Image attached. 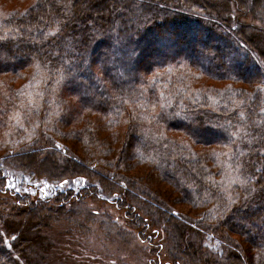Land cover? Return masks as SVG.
Here are the masks:
<instances>
[{"label":"trees","instance_id":"1","mask_svg":"<svg viewBox=\"0 0 264 264\" xmlns=\"http://www.w3.org/2000/svg\"><path fill=\"white\" fill-rule=\"evenodd\" d=\"M214 1L35 0L0 13V147L27 142L7 165L0 158V188L4 169L27 175L35 195L40 180L61 185L46 200L0 189L14 197L2 204L0 264L53 263L63 242L54 225L70 222V210L92 222L85 201L104 197L154 264H264V31L240 21L247 10L264 23V0ZM168 35L181 52H168ZM30 65L33 82L14 88ZM200 77L208 85L194 87ZM123 115L122 135L111 128ZM34 116L41 130L27 127ZM74 141L102 155L118 143L112 167L149 164L153 178L98 172L97 160L80 163Z\"/></svg>","mask_w":264,"mask_h":264},{"label":"rangeland","instance_id":"2","mask_svg":"<svg viewBox=\"0 0 264 264\" xmlns=\"http://www.w3.org/2000/svg\"><path fill=\"white\" fill-rule=\"evenodd\" d=\"M174 1H180V0H173ZM35 0H0V13L5 16L7 12H10L12 9H18L21 8H27L28 6H32L34 4ZM208 5L210 7L216 5V1L214 0H206ZM172 5H175V3H171ZM234 15L237 16L236 10L234 8ZM197 11H191L188 14L194 15ZM245 18L242 21L243 25L246 27H249L252 29V27L261 28L264 31V23L262 22V19L260 16L256 14H250L247 10H244ZM263 15H264V9H263ZM169 39L168 41V48L169 53H177L179 52V48H177V45L171 46V41L174 39L172 36L167 37ZM175 40V39H174ZM167 46V44H166ZM157 47H160V43H158ZM184 52V50H182ZM181 52V51H180ZM260 67V66H259ZM262 67V66H261ZM27 76H24L22 80L14 82L13 86L14 88L18 89L21 84L26 83L29 79L33 78L30 77V75L37 69L34 68L33 65H30L26 68ZM261 72V71H260ZM261 74H263L261 72ZM44 75V72H40L37 77ZM36 79V78H34ZM38 80V79H36ZM208 82H206L203 78H198L195 82H192V85L194 87H205ZM213 87H221V89L226 87V84L224 83H210ZM239 86V85H238ZM5 89L6 87L0 88V105L6 103L5 99ZM37 102L35 101L34 104ZM1 111V110H0ZM14 115V112L11 113L8 120L12 119ZM35 118L32 117L30 120V124L28 126H33L36 124V129L41 130V123L39 121H35ZM120 119V123L112 127L111 129L121 133L122 135L125 134L127 131V121H126V115H123ZM15 119V117H14ZM13 119V120H14ZM104 125L106 126V122ZM28 129V128H26ZM107 130H110L107 128ZM29 131V130H28ZM170 136H173L174 138H180V135H178V132L171 131ZM122 139H120L121 141ZM7 141V137L5 136V133L0 132V144L2 145L4 142ZM26 141H23L17 146L10 147L9 145H5L4 147H0V158H4V163L8 164V159L10 158L11 152L18 153V148L22 147V145L26 144ZM74 152L78 156V159L80 163L87 164L88 160H94L96 161L93 167L98 172H104V171H110L114 173H118L139 178L142 180V178H145V176H149V179L153 178V172L151 170V165L145 164V163H138L135 165L132 164V167L126 172L125 170H121V166H118V168L112 167L113 165L117 164L116 155L118 153V143L112 144L111 151L108 155H102L100 149L95 146H87L84 148L82 142H76L72 143ZM219 150V148H210V150ZM228 150L227 148H225ZM198 150H200L198 148ZM220 150H224V148H220ZM33 154H36L35 152H32ZM7 155V156H6ZM37 156H39L37 154ZM104 158L107 160L106 166L102 165L101 162H98L99 158ZM77 161V158H73ZM111 167L113 170H111ZM5 182L3 186H1L0 189L3 190V188H10L12 191H16L20 193L22 196L25 194L30 195V198H40V199H48L53 198L55 195L54 193L61 189V185H56L55 183L46 182L44 180L38 181L36 184V191L37 195L33 193L34 187L33 181H31L27 175H24L19 172H14L13 170H5ZM225 182V181H224ZM69 187H71L68 184ZM64 187H67V184L64 185ZM58 188V189H57ZM152 190H155V188H158L155 185H152L150 187ZM165 188V187H164ZM26 195V196H28ZM54 195V196H53ZM12 196H9L8 194L3 195L0 193V211L3 210V213L1 212L0 215H4L6 212L8 213L9 210H6L2 204L6 201L13 202ZM46 197V198H45ZM16 200V199H15ZM52 203V202H51ZM50 203V204H51ZM117 202L115 199L104 197V199L100 198H94L93 200H87L85 201V206L87 207L88 211L90 213H98L97 218H94L92 222H84L80 219L76 218L77 216H74L75 213L70 210L69 214L71 215V221L67 223H61L62 225H54L52 228V233H50V236L53 238L62 236V244L58 246L57 254L52 256L49 260L53 263L45 262L41 264H154L152 258L149 257V250L147 251V247H151L148 243L143 244V241L139 238L137 239L136 229L135 227H132L128 224V218L124 215L125 212L119 207H117ZM52 208H55V205H52ZM208 208V207H206ZM206 208L204 209L206 211ZM67 209L63 207V211H61L60 214H58L60 217L63 216L64 212H66ZM68 212V211H67ZM96 214V213H95ZM102 219V221L108 223L106 226L101 224V221L99 218ZM103 217H107L108 220H104ZM77 219V220H76ZM137 221H134V225H136ZM208 223V222H206ZM37 232H35L36 234ZM34 234V232H33ZM32 234V237H34ZM162 235V233H161ZM44 237V236H43ZM162 237V236H161ZM165 239V237H164ZM157 240H162L160 237ZM217 241L214 239H209L205 237L204 241V248L207 250H210L212 252H215L219 257L223 256V252L220 247L217 245ZM215 244V245H214ZM149 245V246H148ZM165 246V244H164ZM62 252V255L59 254ZM164 253V252H162ZM256 254L255 250L252 252V255L254 256ZM159 264H167L165 260H159Z\"/></svg>","mask_w":264,"mask_h":264}]
</instances>
